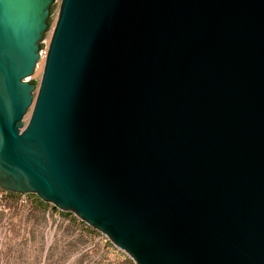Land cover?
<instances>
[{
	"label": "water",
	"instance_id": "1",
	"mask_svg": "<svg viewBox=\"0 0 264 264\" xmlns=\"http://www.w3.org/2000/svg\"><path fill=\"white\" fill-rule=\"evenodd\" d=\"M0 0V187L136 264H264V0ZM30 111V112H29Z\"/></svg>",
	"mask_w": 264,
	"mask_h": 264
},
{
	"label": "rangeland",
	"instance_id": "2",
	"mask_svg": "<svg viewBox=\"0 0 264 264\" xmlns=\"http://www.w3.org/2000/svg\"><path fill=\"white\" fill-rule=\"evenodd\" d=\"M60 3L54 2L50 25L40 43L41 57H46ZM30 81L38 88L41 78L34 72ZM41 200L33 192H8L0 198V264H136L75 212L51 202L41 204Z\"/></svg>",
	"mask_w": 264,
	"mask_h": 264
},
{
	"label": "bare ground",
	"instance_id": "3",
	"mask_svg": "<svg viewBox=\"0 0 264 264\" xmlns=\"http://www.w3.org/2000/svg\"><path fill=\"white\" fill-rule=\"evenodd\" d=\"M52 36V34H51ZM50 36V38H51ZM46 57L42 56L37 69L35 70V76L42 78ZM30 112V111H29Z\"/></svg>",
	"mask_w": 264,
	"mask_h": 264
},
{
	"label": "trees",
	"instance_id": "4",
	"mask_svg": "<svg viewBox=\"0 0 264 264\" xmlns=\"http://www.w3.org/2000/svg\"><path fill=\"white\" fill-rule=\"evenodd\" d=\"M55 2V1H54ZM54 2H53V4L51 5V7H50V16H51V13H52V9H53V6H54ZM48 27H49V25H50V18L48 19ZM41 46V45H40ZM10 194H13L14 192H9ZM43 200H41L40 201V203L42 204L43 202H42ZM71 220L73 221V222H76V219L75 218H71ZM81 224H84V222H82L81 221ZM127 262V261H126ZM130 263V262H129Z\"/></svg>",
	"mask_w": 264,
	"mask_h": 264
},
{
	"label": "built area",
	"instance_id": "5",
	"mask_svg": "<svg viewBox=\"0 0 264 264\" xmlns=\"http://www.w3.org/2000/svg\"><path fill=\"white\" fill-rule=\"evenodd\" d=\"M8 193V191L4 190L0 187V198L3 197L4 194Z\"/></svg>",
	"mask_w": 264,
	"mask_h": 264
}]
</instances>
